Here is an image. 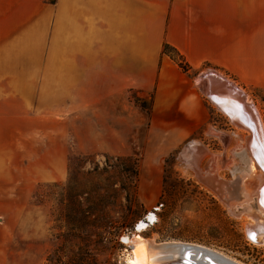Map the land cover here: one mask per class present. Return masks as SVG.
Wrapping results in <instances>:
<instances>
[{"label":"rangeland","instance_id":"374dc122","mask_svg":"<svg viewBox=\"0 0 264 264\" xmlns=\"http://www.w3.org/2000/svg\"><path fill=\"white\" fill-rule=\"evenodd\" d=\"M229 47L244 59L247 46ZM182 67L171 68L158 91L130 92L128 119L106 120L103 110L82 112L69 125L70 137L78 139L69 141L66 167L58 176L49 172L36 183V171L18 175V181L34 186L18 184L16 203L0 205V264H124L129 245L123 239L132 238L136 224L147 222L150 213L156 219L140 233L145 238L203 246L241 264H264V245L252 244L245 232L247 223L263 222V211L242 212L245 203L235 184L247 132L204 95L200 76L220 73L248 95L263 121L264 93L210 64ZM190 151L198 175L223 183L222 196L188 168Z\"/></svg>","mask_w":264,"mask_h":264},{"label":"crops","instance_id":"0c3cea01","mask_svg":"<svg viewBox=\"0 0 264 264\" xmlns=\"http://www.w3.org/2000/svg\"><path fill=\"white\" fill-rule=\"evenodd\" d=\"M165 45L264 93V0H0V205L24 171H64L82 112L128 119L130 92L158 91Z\"/></svg>","mask_w":264,"mask_h":264},{"label":"bare ground","instance_id":"6f19581e","mask_svg":"<svg viewBox=\"0 0 264 264\" xmlns=\"http://www.w3.org/2000/svg\"><path fill=\"white\" fill-rule=\"evenodd\" d=\"M217 74L222 76L220 73ZM230 83L232 84L231 81ZM236 87L242 95L245 94L238 86ZM203 93L238 129L247 132V135L242 139V148L240 149L242 162L239 166L237 165L238 168L236 169V173H234L236 190L239 191V201L243 204L245 203L241 206L242 212L252 215V209L255 208L257 211H263L262 214H264V204L261 203V200L264 199V191H262L264 190V167L260 163L264 161V121L260 112L254 106L255 104L250 103V98L245 94L244 104L250 105L253 108L259 122L258 125L255 120L251 119L252 116L248 115L243 109L245 106L236 98L237 94L225 89L222 90L218 84L212 85L211 88L206 87ZM251 125L259 127L257 128L258 133H255L254 137H252L249 130L245 129V126L249 127ZM190 152L192 154V151ZM240 154L238 153V155ZM190 156L192 159L188 164V168L198 178V161L194 158L195 154ZM259 169L262 170V173H260ZM210 177L213 178L212 176ZM203 178L206 179V177ZM252 187L253 191L251 192L250 189ZM253 200L254 202H251ZM228 209L234 216L237 214V208L232 209L228 207ZM260 215H257L256 218H260ZM262 217L264 219V215ZM155 219V214L150 213L147 217V222L141 220L136 224L138 225L137 233L132 238L123 237V242L129 245V250L126 251L123 258L124 264H210V260L217 264H241L203 246L180 241L158 243L154 238L148 239L143 237L140 233L145 232L148 229V223L155 221ZM245 232L246 238L252 244L258 246L264 245V221L257 222V224L247 223L245 225Z\"/></svg>","mask_w":264,"mask_h":264},{"label":"water","instance_id":"95a60500","mask_svg":"<svg viewBox=\"0 0 264 264\" xmlns=\"http://www.w3.org/2000/svg\"><path fill=\"white\" fill-rule=\"evenodd\" d=\"M200 80H201L200 82L202 83V89L204 91H205L206 87L211 88L212 85L218 84L222 90L225 89L227 91H231V93L234 92L235 94H237L236 98L245 106V108H243V109L247 112L248 115L250 114L252 116L251 119L255 120L256 123H258V125H259V122L255 116V112H254L253 108L250 105L244 104V100L246 98L245 97L246 95L245 94L242 95L241 92L238 90V88L233 87V85L229 81H227L224 77L218 75L215 71L211 70L208 73L201 75ZM203 85H204V87H203ZM245 127H246L245 128L246 130H249L251 132L252 137H254L256 135L255 133H258L257 128H259V127H257V126L254 127L251 125L249 127H247V126H245ZM198 177L200 178V180L202 182L209 185L213 190H215L218 194H220L222 196V192L224 190V189H222L223 183H221L219 180H216V179L211 178V177H206V179H204L201 174H200V176L198 175ZM228 187H229V184L226 186L225 189L229 191ZM208 261H209V258H208ZM209 262H210V264H217L215 262L213 263V261H211V260Z\"/></svg>","mask_w":264,"mask_h":264},{"label":"trees","instance_id":"16d2710c","mask_svg":"<svg viewBox=\"0 0 264 264\" xmlns=\"http://www.w3.org/2000/svg\"><path fill=\"white\" fill-rule=\"evenodd\" d=\"M168 51L170 53H172V56L171 55L170 56L172 57V59L174 61H176V59H177L176 63L181 69H183L182 66L184 65L185 67L188 68V70H190V68L188 67L187 63L185 62L183 56L175 48L171 47L170 45H165L164 49H163V54L167 55Z\"/></svg>","mask_w":264,"mask_h":264},{"label":"snow or ice","instance_id":"6c2138e0","mask_svg":"<svg viewBox=\"0 0 264 264\" xmlns=\"http://www.w3.org/2000/svg\"><path fill=\"white\" fill-rule=\"evenodd\" d=\"M260 163H261V166L264 167V161H261ZM262 191H264V190H262ZM261 203L264 204V199L261 200Z\"/></svg>","mask_w":264,"mask_h":264},{"label":"built area","instance_id":"2783aa9c","mask_svg":"<svg viewBox=\"0 0 264 264\" xmlns=\"http://www.w3.org/2000/svg\"><path fill=\"white\" fill-rule=\"evenodd\" d=\"M157 209H158V211H160V208H157ZM154 211H157V210L154 209ZM153 223H154V222H152L151 224H153Z\"/></svg>","mask_w":264,"mask_h":264}]
</instances>
